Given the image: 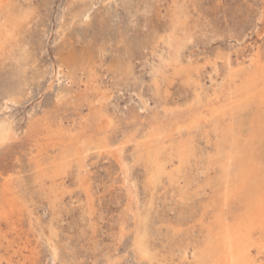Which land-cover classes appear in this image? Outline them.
Instances as JSON below:
<instances>
[{"label": "rangeland", "instance_id": "rangeland-1", "mask_svg": "<svg viewBox=\"0 0 264 264\" xmlns=\"http://www.w3.org/2000/svg\"><path fill=\"white\" fill-rule=\"evenodd\" d=\"M0 5L14 6L0 15V128L14 131L0 138V192L11 175L22 208L14 229L2 224L12 247L0 241V264H193L205 196L183 202L165 178L151 188L146 157L162 148L166 156L185 131L197 158L184 180L204 183L216 137L196 122L224 102L231 70L264 55V0ZM141 232L149 256L138 248ZM254 255L252 264H264Z\"/></svg>", "mask_w": 264, "mask_h": 264}, {"label": "bare ground", "instance_id": "bare-ground-1", "mask_svg": "<svg viewBox=\"0 0 264 264\" xmlns=\"http://www.w3.org/2000/svg\"><path fill=\"white\" fill-rule=\"evenodd\" d=\"M6 5H8V4H6ZM11 7L13 8L14 6H11ZM10 8L7 7V9L4 10L3 6L1 7V5H0V15L2 16V18H4V16L7 13L11 12ZM10 19H11V17H10ZM4 49H5V47H4ZM260 52L257 51L256 53H254L253 56H251L250 61H249L250 63L247 66H243L240 69L239 68L237 69L236 68L237 65H236L235 66L236 70L235 69L231 70V72L229 73V76H228L227 84H225L226 88H224V90L225 89L226 90L223 91V92H225L224 102L220 106L218 104L219 107L217 106L213 109H210L211 112L210 111L209 112L211 113V115H209V117L207 114L203 115V119H201L202 120L201 123L196 122L198 126H201V124L203 127H206L208 125L213 126V128L211 127L212 132L208 130V127H207V129L204 128L205 130L203 132H204V135L206 136L207 142H208V140L212 139V138L209 139V132H211V133L214 132L213 134L216 137V141H213V143L215 145L214 148L216 151L214 154H210L207 157L206 165L204 166V164H203L204 170H201L203 172V174H205L204 178H206V180L204 181L203 184H202V182H200L201 185H200V183H197V185H193L190 180H188L189 182L188 181L186 182L184 180L188 176V172H190L189 169H190V167H192L191 162L193 161V158L196 157V153H195L196 148H195L194 144L192 143V141L188 137H184L185 135L183 133L185 131L183 133H180L179 132L180 130H179L178 131L179 135L175 133L176 135H178V137H177L178 139L177 140L174 139L175 142L172 144V146H170L167 149L168 151L165 153L166 156L162 155L163 152L162 153L159 152V151H162V149H163L162 147H161L162 149H159L157 151H149L148 150V154H147L146 159L149 160V162L146 163V165L148 166L147 167L148 168V177H150V178H148V180L150 182L151 188L154 189V186L158 183H161L163 178H165L166 181L169 184H171V186H173V188H171V190L173 189V192L171 191L172 192L171 194H175L176 197L179 198V200L181 199L183 202H185L187 200L189 201L191 198L199 196V193L201 191H202L203 195L205 196L204 198H202V203L204 201V204H203L204 209H203L202 213H204V214H203V216H200V219H198V224H200L202 227H204L206 229V232L204 234V238H203L201 243H198L196 241L192 242V243L190 242L192 245V252H191L190 260L193 262V264H252L254 262V259H255L254 253L255 254H263V256H264V158H263L264 156L262 155L264 153V115H262V113H264V55H261ZM73 56H75V55H73ZM78 56H77V58H78ZM10 57L12 58V56H10ZM71 58H73V57H71ZM84 58H85V56H84ZM24 59H26V58H24ZM75 59H76V56H75ZM71 60H73V59H71ZM215 60H217V59H215ZM187 63H189V62H187ZM187 63H186V65H187ZM180 64H181V62H180ZM186 73H188V72H186ZM183 74H184V72H183ZM235 77H239V81L234 80ZM222 89H219L220 92H222L221 91ZM217 92L219 93V95L221 94L219 91H217ZM210 106L211 105H209V107ZM248 108L251 109L249 111L250 113L248 115H245V113L247 112L246 110ZM205 113H203V114H205ZM242 113H243V115H242ZM196 120L197 119H194L193 121H196ZM189 123H191V122H189ZM187 125H188V123H187ZM6 127H7V125H6ZM6 127L0 128V138H2V139L12 138L13 139L14 131L11 130L13 127H11V129H6ZM175 127L177 128V126H175ZM190 128H189V131H190ZM196 128H194V129L196 130ZM209 129H210V127H209ZM43 130H45V129H43ZM183 130H186V129H183ZM195 130H193V131H195ZM186 131H188V130H186ZM165 133H167V132H165ZM193 135H196V134H193ZM105 137H107V136H105ZM169 138L173 139L175 137H173L172 135H169ZM200 140L202 141V139H200ZM8 141L10 142V139ZM51 141H54V140H51ZM195 141L197 142V140H195ZM57 142H56V144H57ZM202 146L204 148V144H202ZM74 147L76 150L77 147L76 146H74ZM36 148H38V147H36ZM43 149H44V147H43ZM68 149H69V147L67 148L66 152L70 151ZM152 149H153V147H152ZM197 149H198V147H197ZM65 150H66V148H65ZM201 150H200V152H201ZM41 151H43V150H41ZM75 152H77V151H75ZM64 153H65V151H64ZM69 157H70V155H69ZM35 160H37V159H35ZM70 160H71V158H70ZM82 160H83V158H82ZM52 162H55V161L53 160ZM199 162H201V161H199ZM34 163H35V161L33 162V164ZM7 164H8V162H7ZM201 166L202 165H200V167ZM60 167H63V166L60 165ZM200 167H199V169H200ZM35 168H37V165ZM196 168H197V166H196ZM12 169L10 167V171ZM39 169H41V168H39ZM63 170L65 171V169H63ZM5 172H7V171H5ZM17 174H18V172H17ZM194 174H195V172H194ZM196 175H197V173H196ZM15 176H16V174H15ZM54 176H56V174ZM193 176L194 175H192V177ZM41 178L42 177H40V179ZM204 178H202V179L204 180ZM16 180L17 179L15 178V181ZM19 180L21 181V179H19ZM2 184H3V187L1 188V192H0V196H1V202H0V241L2 239H5L7 241V246L11 248L12 244L10 243V240H7L9 238H7L6 233L3 231L2 224L5 223L9 226L10 229H14L15 223H16L15 222L16 216L19 213L20 209H22V208L18 204L17 193H19V192H17V188L15 186L14 179L11 177V175L8 178H6L4 180V183H2ZM57 186H59V184H57ZM169 189H170V187H169ZM56 192L54 191V193H56ZM54 193L53 194L51 193L52 196L55 195ZM152 197H153V195H152ZM186 203H183V204H186ZM27 204H29V203H27ZM209 212L211 214L208 218V222H206L205 215H208ZM24 217H26V216H24ZM145 235H146L145 232H144V234L142 233L141 236L139 237L140 238L139 241L137 240L138 241V248L145 255L149 256L152 251L150 252V250H151L149 248L150 244L148 245V241L145 239ZM16 237H17V235H16ZM10 239H12V238L10 237ZM18 249H19V247H18ZM20 250H21V248H20ZM25 255H23V256H25ZM13 258H14V256H13ZM25 258H27V257H25ZM25 258H21V259L24 260ZM30 258H31V256H30ZM185 258H188V257L185 256ZM11 260H12V258H11ZM27 262H29V261H27ZM23 264H24V261H23Z\"/></svg>", "mask_w": 264, "mask_h": 264}]
</instances>
